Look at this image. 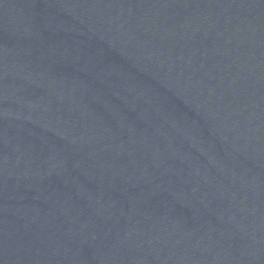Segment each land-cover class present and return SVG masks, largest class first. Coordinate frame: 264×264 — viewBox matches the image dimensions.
<instances>
[{"label": "water", "instance_id": "95a60500", "mask_svg": "<svg viewBox=\"0 0 264 264\" xmlns=\"http://www.w3.org/2000/svg\"><path fill=\"white\" fill-rule=\"evenodd\" d=\"M0 264H264V0H0Z\"/></svg>", "mask_w": 264, "mask_h": 264}]
</instances>
